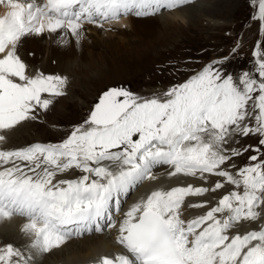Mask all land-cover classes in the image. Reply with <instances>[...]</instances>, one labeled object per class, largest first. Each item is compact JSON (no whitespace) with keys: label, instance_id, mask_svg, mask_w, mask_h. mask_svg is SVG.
<instances>
[{"label":"snow or ice","instance_id":"1","mask_svg":"<svg viewBox=\"0 0 264 264\" xmlns=\"http://www.w3.org/2000/svg\"><path fill=\"white\" fill-rule=\"evenodd\" d=\"M188 2L44 0L37 5L35 0H0L7 9L0 15V130L37 119L52 97L64 94L67 82L60 75L27 74L17 55L23 37L63 31L79 44L85 25L113 30L111 22L121 15L152 16ZM251 19L264 29V0H258ZM227 60L214 58L151 97L109 88L60 142L0 148V219L26 218L21 230L31 237L27 256L12 244L0 246V264H30L33 254L105 227L117 229L115 243L123 251L101 255L95 264H264V222L238 231L240 223L262 219L257 210H264L260 148H251L257 153L248 158L253 163L229 170L235 167L232 159L248 150L231 147L236 137L255 134L264 146V52L258 42L252 69L238 78L224 72ZM249 119L254 123H246ZM160 165L169 166L170 177L202 183L150 190L130 205L117 227L114 213L120 212L122 198L145 180H156L153 169ZM72 170L81 175L57 179ZM210 177L219 179L205 186ZM226 185L232 190L218 200L188 205L207 211L182 219L187 198Z\"/></svg>","mask_w":264,"mask_h":264},{"label":"rangeland","instance_id":"2","mask_svg":"<svg viewBox=\"0 0 264 264\" xmlns=\"http://www.w3.org/2000/svg\"><path fill=\"white\" fill-rule=\"evenodd\" d=\"M215 1L221 0H196L195 3L190 2L179 7L189 8V5L194 7L198 3L201 6L204 4L210 6ZM235 1L230 11L225 14V16L227 15L226 21H223L224 19L221 17L223 20L220 19V22H217L220 25L221 22H226L225 24L216 26L213 25L215 21L213 20V23L211 21V24L216 28H211L210 17L206 15L211 12H205L198 18L192 20L184 18L185 21L178 20L166 27L155 25L151 33L143 37L142 41H139L138 36L133 33L124 40H120L123 39L122 35L112 34L111 38L117 41L116 44L110 45L108 41L100 38L101 43L98 45L93 43L91 53H86L87 56L84 59L74 57L70 64L67 62L62 68L54 67L51 63L49 74L60 75L67 79L64 94L52 97V104L48 109L41 110L37 119H29L14 126L12 132H16L17 135L9 136L8 140L11 138L17 140L18 143L11 145L7 142V145H10L6 148L11 149L14 145H18L17 147L26 146L36 143L38 140L60 142L66 138L73 126L81 124L87 118L101 94L108 90L107 85L114 84V86L123 87L139 96V92L145 93L151 85H158L159 82L167 83L166 88L183 82L205 63L218 57H228L227 62L223 64L224 72L231 73L234 78H238L242 70L252 69V65L248 63L251 61V57L240 56L241 50L245 49L244 45L241 49L239 48L238 52L231 53L233 47L237 48L240 45L236 39L233 40L232 34L238 30L240 33L243 31L242 24L251 21L256 9L250 7L248 12L246 0ZM161 13L167 14L168 12ZM158 14H156V18L152 15L154 18L151 19V22L159 23ZM246 16L249 18L244 19ZM86 31V39L90 42L95 40L94 34L89 30ZM46 32H44L45 35ZM249 32L252 33V30L247 31L246 34L248 35ZM89 35L90 37H88ZM109 59L120 60L121 66L118 70L110 71ZM39 62H44V56L40 58ZM170 63V70L163 68ZM248 65L249 67H247ZM175 68H180L181 71L175 72ZM32 73L36 75L42 72L35 69ZM44 95L47 98V94ZM246 123H254V120L249 119ZM236 139L232 146L236 148L238 145L240 148L243 143L242 147L248 148L247 151L234 158L233 162L236 165L242 164L245 158L249 160L250 156L257 154L251 150L252 147L260 148L259 159L264 160V146L259 145L260 137L258 135L250 134L247 137H236ZM182 218L184 219L183 215Z\"/></svg>","mask_w":264,"mask_h":264},{"label":"bare ground","instance_id":"3","mask_svg":"<svg viewBox=\"0 0 264 264\" xmlns=\"http://www.w3.org/2000/svg\"><path fill=\"white\" fill-rule=\"evenodd\" d=\"M235 0H221V1H215L212 5L204 4L201 5H194L192 7L191 5H187L183 7H177L175 9H165L161 12H168L166 13H159V23H154L155 21L151 22V19L154 17L156 18V15L152 18V16L147 17H137L133 14L129 15H121L118 22H111L112 29L109 30V32L105 30H101L100 28H97L94 25L91 26H85L87 27L84 31V35L82 39L80 40L79 44L76 43L75 38L71 36L70 33L67 35L63 31H58L57 33H49L46 32V35L44 33L42 34H31L27 35L22 38L20 41L18 47H17V55L21 58V60L25 63L27 66V74L29 76L35 75V73H32V71H41L44 75H50L49 72L50 64L52 63L54 67L62 68L67 62L70 64L72 60H74V57L77 59H84L86 53H91V50L93 49L92 44L98 45L101 43L100 38L105 39V41H108L110 45L116 44L117 41L115 39L111 38L112 34L117 36H123L124 38H127L131 33L133 35L138 36V40L142 41L144 38L148 36L152 29H154L155 25H161L163 27L172 25L178 20H183L184 18L187 19H195L203 15L205 12H213V14L207 13L210 17V25L211 28H216L213 25L221 26L225 24L226 22H221L222 24H218L221 19V21H226L227 12L230 11L231 6L233 5ZM236 2V1H235ZM190 3V2H188ZM186 3V4H188ZM184 4V5H186ZM235 6V5H234ZM5 5H0V15H3L6 12ZM226 12H225V11ZM170 16V18H168ZM225 16V17H224ZM220 17V18H219ZM223 17V19L221 18ZM186 19V20H187ZM213 20L215 21L213 23ZM185 21V20H183ZM211 21L213 25L211 24ZM158 22V21H157ZM218 22V23H217ZM108 23L104 25V27L108 28ZM89 30L91 33L94 34V39L91 42L86 39L87 31ZM90 37V35L88 36ZM130 37V36H129ZM119 40V39H118ZM105 44V43H104ZM90 48V50H89ZM96 48V47H95ZM117 48V47H116ZM44 56V62H39L40 58ZM111 69L110 71H116L121 66L120 60L117 59H109ZM119 61V62H118ZM42 65H47L43 66ZM69 66V65H68ZM31 68V69H30ZM59 70V69H57ZM13 130L8 129H2L0 130V136H4L6 138V141L8 140V137L12 135V137L16 136V132H12ZM8 132V133H7ZM5 140L3 142H0V145H7V142ZM20 141V140H19ZM259 141V140H258ZM8 143L12 145V143H18L17 140L9 139ZM20 143V142H19ZM27 143V142H24ZM8 144V145H10ZM16 146V145H14ZM18 146V145H17ZM78 170H72L68 173L63 174L64 179H73L76 178V174H81ZM75 172H77L75 174ZM153 174H166V171L163 170L162 173H154ZM183 175H180V177ZM189 178V177H184ZM57 179H62V175L58 176ZM216 179H219L217 177H210L209 183L205 184V186H211V183H214ZM147 181V180H145ZM164 187L165 189L172 187V181L165 182ZM175 186V185H174ZM232 188L231 185H226L224 189L218 190L216 193H209L203 197H190L189 200L194 203H198L201 200H209L213 201V197H216L217 194L220 192H223L225 190H229ZM242 191V188H241ZM133 196L130 197L128 195L126 198H124L125 203L131 202ZM205 208H190L186 204L182 207V215L185 220L200 215L203 213V210ZM258 211H261L262 213V219L257 222H242L238 226V231L243 234L246 231L257 229L259 224L261 222H264V210L257 209ZM26 222V218L14 215L10 218H3L0 219V240L4 243H10L15 248L20 249L25 253L27 256L29 252L28 245L31 242V237L26 236L22 232V225ZM117 222V221H116ZM120 220L117 222V226L119 225ZM106 232V233H105ZM105 232H94L92 234H88V232H85L81 237H75L72 236L69 239H67L61 246L51 249L48 253H40V254H33V258L31 259V264H79L82 262H86L94 258L93 262L91 264H95L97 258L101 255H112L114 253H117L119 251V247L116 246L114 239L112 236L116 232V229H108V231ZM83 264V263H82Z\"/></svg>","mask_w":264,"mask_h":264}]
</instances>
